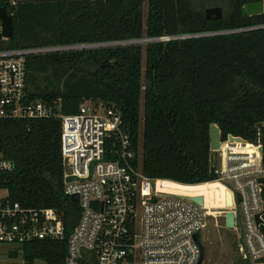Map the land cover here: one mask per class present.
<instances>
[{"label":"trees","instance_id":"16d2710c","mask_svg":"<svg viewBox=\"0 0 264 264\" xmlns=\"http://www.w3.org/2000/svg\"><path fill=\"white\" fill-rule=\"evenodd\" d=\"M257 2L21 0L13 9L6 6L13 37L2 46L51 49L171 38L144 49L114 45L29 55L26 92L58 105L63 115L75 114L86 100L119 111L142 173L193 188L216 180L209 162L213 124L222 139L244 140L262 124L264 166V28L242 31L263 24L264 15L241 14L242 6ZM215 7L222 17L206 20L204 11ZM60 132L58 119L0 120V157L13 166L0 173V189L22 207L53 209L69 235L78 209L63 194ZM183 194L188 197V188ZM191 196L201 205L203 196L209 199L194 191ZM22 250L21 264H63L66 247L39 241Z\"/></svg>","mask_w":264,"mask_h":264},{"label":"built area","instance_id":"2783aa9c","mask_svg":"<svg viewBox=\"0 0 264 264\" xmlns=\"http://www.w3.org/2000/svg\"><path fill=\"white\" fill-rule=\"evenodd\" d=\"M2 1L5 6L0 8L13 9L21 0ZM259 3L264 15V0ZM262 28L264 23L242 31ZM8 40L0 37V120H60L63 194L70 200L78 197L77 203L72 201L78 210L77 222L67 235L53 209L22 207L0 189V246H11L8 253L16 251L18 257L27 244L65 242L63 264H198L200 248L194 236L199 241L212 218L217 227L234 234L243 264H264V166L257 131L250 140L220 136V147L210 151L216 180L208 183L217 182L229 192L231 207L222 202L211 205L204 196L203 205H198L190 197L163 191L162 180L142 173L141 157L119 111L94 107L86 100L75 114L63 115L58 105L27 95V56L85 48L11 49L2 46ZM12 168L0 157V173ZM67 178L71 180L66 182ZM216 211L222 212L221 225L215 220ZM228 212L233 215L231 228L226 226ZM83 250L92 252L94 261L86 260Z\"/></svg>","mask_w":264,"mask_h":264},{"label":"rangeland","instance_id":"374dc122","mask_svg":"<svg viewBox=\"0 0 264 264\" xmlns=\"http://www.w3.org/2000/svg\"><path fill=\"white\" fill-rule=\"evenodd\" d=\"M144 7V12H145ZM167 38H160V39H140L135 41H129L127 42H121L119 44H103V45H97V46H91L86 47L85 49H92V48H99V47H106V46H114V45H139L142 47V49L145 48V46L149 43L161 41H166ZM145 67V60L142 61V72H144ZM170 189H172V185H169ZM196 193H202L205 191V189L201 186H196L193 188H188V197H192V192ZM205 194V193H204ZM208 196L209 199H206L208 203L212 202V204H215V206H221V202L223 205H226L225 197H218L215 196L214 193H207L205 194ZM194 201L198 204L200 201V197H196ZM228 206V205H226ZM216 219L219 224H222V212L216 211ZM208 219L207 223L205 224V227L203 231L199 235V241L201 243V246L203 248V261L202 264H243V262L240 261L238 258V253L236 252L235 248V236L232 232L226 231L223 229V227H217L214 223V219ZM11 246H0V264H10V263H16L21 264V256L19 255L15 259H11L8 257L7 253L8 250L11 249Z\"/></svg>","mask_w":264,"mask_h":264},{"label":"water","instance_id":"95a60500","mask_svg":"<svg viewBox=\"0 0 264 264\" xmlns=\"http://www.w3.org/2000/svg\"><path fill=\"white\" fill-rule=\"evenodd\" d=\"M241 14L243 17H257L262 15V8L261 4L259 2L257 3H252V4H245L244 6L241 7ZM204 17L206 20H218L222 17V11L219 7L215 8H208L204 11ZM0 22L2 24V34L0 37H4L7 39H12L13 37V23H12V18L7 14V11L5 8H0ZM128 43V42H127ZM97 45H103V44H96V45H83L80 46L81 48H86V47H93ZM109 62L104 61L102 67L106 68L108 66ZM257 131L259 133V143L262 146V152H263V125L262 124H257L254 129H252V132ZM209 136H210V151L217 150L220 147V136L221 132L219 128L216 125H211L210 130H209ZM232 140H240V138H233ZM71 178H67L65 181H70ZM229 193V192H228ZM264 197V191L262 193ZM190 200L194 203H196L192 198ZM71 201L77 203L78 202V197L77 196H72ZM197 204V203H196ZM199 205V204H198ZM225 220H226V226L228 228L232 227L233 224V215L232 213L228 212L225 215ZM195 242L199 245L200 248V258L198 261V264H202L203 261V248L200 245L198 241V236H194ZM82 256L88 260V261H94V256L92 252L89 251H82ZM8 257L11 259L17 258V253L16 251H10L8 253ZM264 260V259H263Z\"/></svg>","mask_w":264,"mask_h":264},{"label":"bare ground","instance_id":"6f19581e","mask_svg":"<svg viewBox=\"0 0 264 264\" xmlns=\"http://www.w3.org/2000/svg\"><path fill=\"white\" fill-rule=\"evenodd\" d=\"M169 185H172L173 188L170 189ZM160 186L162 187L163 191L172 192V193H176V194L180 193L183 196H186V195L183 194V190L186 189V188L191 187V186H182V185L171 183V182H167V181H163L162 183H160ZM198 186H201V187H203L205 189V191L202 192V193H205V194L214 193V195L218 196V197H222V196L217 195V190L219 188L225 190L224 187L221 184L217 183V182L208 183V184H201V185H198ZM226 192H227L226 193V197H225V200H223V201H225L226 205H228V206H226V205H224V206L226 208H229V207H231V197H230V194L228 193V191H226ZM209 204L212 205V202H210ZM199 205H201V204H199Z\"/></svg>","mask_w":264,"mask_h":264}]
</instances>
